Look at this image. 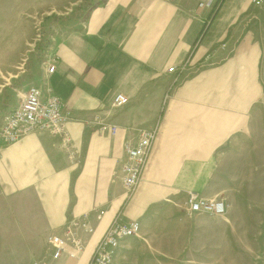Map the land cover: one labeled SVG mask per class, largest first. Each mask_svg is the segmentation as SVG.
<instances>
[{"label":"crops","instance_id":"obj_1","mask_svg":"<svg viewBox=\"0 0 264 264\" xmlns=\"http://www.w3.org/2000/svg\"><path fill=\"white\" fill-rule=\"evenodd\" d=\"M81 1L0 0V36H10L0 40V59L18 60L31 51L35 11L49 15L50 8L69 10ZM46 19L49 45L32 70L33 81L26 83V73L17 82L5 74L17 61L0 68V116L32 83L49 85L73 115L70 142L34 130L1 146L0 264L48 256V237L84 213L96 229L83 252L53 264H88L117 217L141 224L139 235L121 242L118 264H192L189 252L214 243L212 230L198 224L213 215L188 214V192L223 196L227 204L234 198L243 153L234 138L248 135L257 171L251 121L264 96V4L100 0L80 16ZM52 58L56 68L49 73ZM170 66L179 72H169ZM13 91L17 98L5 102ZM117 93L129 101L114 107ZM97 115L117 124L118 133L101 131ZM156 125L149 162L129 198L122 181L125 143Z\"/></svg>","mask_w":264,"mask_h":264},{"label":"rangeland","instance_id":"obj_2","mask_svg":"<svg viewBox=\"0 0 264 264\" xmlns=\"http://www.w3.org/2000/svg\"><path fill=\"white\" fill-rule=\"evenodd\" d=\"M83 1L84 0H82L78 5H76V7H73V9H69V10L56 9L53 11L52 10L53 8H50L48 10V12H51L49 15L48 14L46 15L47 12H45V15H44V14H39V12L35 11L36 14H35V24H34V36H32L33 40H31L30 44L27 46L28 49L31 51L27 52L21 59H18V60L17 59H6V58L0 59V68L2 69H5L7 66H10L13 62L17 61L16 66H14L12 69L11 67H9L6 70L7 72H5V74L7 75L8 73H10L12 76L17 77V78H13V82H17V79L20 76L25 75V73L29 76L26 83L33 81L34 75L32 74V70L36 71L37 69L36 67L40 63V59L42 58V55H43L42 47L43 45L46 44V42L49 45V36H48L49 28H48V21H47L48 19H46V17L49 16L51 18H58V17H72V15H74L75 17L80 16L82 13L87 12V10L89 9L88 6H92L95 3H98L100 0H87L84 3ZM82 5L83 7H80ZM56 11H59V14H57ZM62 11L63 13H61ZM14 37L15 36H12L11 38H14ZM7 39H10V36H0V40H7ZM3 44H4L3 46L5 49L6 44L5 43ZM6 49H10V48L7 47ZM194 50H191L189 56H191ZM51 60L55 61L54 58H52ZM179 70L180 68L177 69L176 67L175 71H169V68H168L169 72L176 73V72H179ZM2 77L4 76L2 75ZM261 78L263 80V85H264V56L261 62ZM31 85H36V84L32 83ZM16 92L18 91H13V94L6 96L5 102L13 103L14 99L17 98ZM9 105L10 104H8V106ZM113 105H114V102H113ZM96 117L100 118L98 115ZM100 121H105V120L101 119ZM105 122L113 123L111 121H105ZM251 126H252L251 130L255 132L257 131V136H258L256 139L258 146H259L258 147L257 171L254 172V164H253L252 158L249 153L250 151L248 150V146L250 142L248 135L246 134L247 138L245 136H242L236 139L234 138L231 141V143L238 142L240 140V143L238 145L243 147L241 148L243 151L241 155V163L239 167L237 168L238 170L237 173L241 177L240 182L235 187L236 192H235L234 198H231V199L228 198L229 201L227 200L229 202L228 203L229 207L227 204L228 209L224 213V218L220 217V215H213L212 219L211 218L209 219V217L199 218V221H198L199 225L203 227H208L209 229L212 230V237L211 235L210 237L214 243L210 245L209 249H202V250H196L194 252H189V256L192 257V262H193L192 264H264V96L261 102H259L255 108V111L252 116ZM143 129H146V128H143ZM158 132H159V126H158ZM124 159H125V156H124ZM122 181H123V175H122ZM134 193L132 194L130 193L129 195V192L127 191V195L129 196V198L132 197ZM191 193H195L199 197L206 198L204 196H201L199 192L195 190H190L187 195L186 206H185V210L187 211L188 214L189 212L187 209H188V203H189V194ZM218 198L223 199L226 202V200L224 199L225 197L223 198V196L216 197V198H206V199H218ZM192 213L193 214L191 215L202 214V216L204 214H208L204 212H194V211ZM86 215L89 217V220L93 223V221L90 218V214L84 213L82 216L76 219L74 218V219L69 220L67 224L64 226V228L68 226L69 224H71L72 222L79 221L87 217ZM99 215H98V218H99ZM208 215L211 216V214H208ZM116 219L122 220L119 217H117ZM63 229H61L59 232H61ZM59 232H54V233H59ZM49 237H48V254L49 255L45 256L46 254H44L43 256L42 254V258L34 259L29 264H35L36 262H40L42 260H51L50 248H49ZM70 259H74V258H70ZM53 261L54 260H51L50 264H53ZM146 262H148V260H146Z\"/></svg>","mask_w":264,"mask_h":264},{"label":"built area","instance_id":"obj_3","mask_svg":"<svg viewBox=\"0 0 264 264\" xmlns=\"http://www.w3.org/2000/svg\"><path fill=\"white\" fill-rule=\"evenodd\" d=\"M252 2L255 5L264 4V0H252ZM55 68L56 64L54 60H51L48 64V72H54ZM175 69V66L169 67V71H175ZM19 98L14 108L0 116V148L5 144L18 141L34 130H47L60 137L65 145L70 142L67 124L73 119V115L63 107L60 97L49 85H31ZM128 101L129 98L126 95L118 93L114 97V106L120 107ZM99 129L116 134L119 126L100 121ZM157 135L158 126H154L140 130L134 142L125 143V159L122 166L123 183L129 195L136 191L140 183ZM187 210L189 214H193L194 211L221 216L227 210V203L220 198L206 199L191 193ZM87 217L72 222L59 233L50 235L51 260H58L62 257L76 258L81 254L96 229ZM140 230L141 224L138 220L116 219L98 242L88 264H118L117 250L121 242L139 235ZM51 260H42L35 264H50Z\"/></svg>","mask_w":264,"mask_h":264},{"label":"trees","instance_id":"obj_4","mask_svg":"<svg viewBox=\"0 0 264 264\" xmlns=\"http://www.w3.org/2000/svg\"><path fill=\"white\" fill-rule=\"evenodd\" d=\"M86 1H87V0H84L83 3L86 2ZM87 6H88V4H87ZM220 6H221V4L216 5V7H215L214 10H213V13H212L211 19H212V18L214 17V15L219 11ZM80 7H83V5L80 6ZM88 7L90 8L91 6H88ZM206 27H207V25L205 26V28H203V30H202L200 36L197 38L195 44L193 45L192 50H194V49L196 48V45H197L198 41L203 37L202 35L204 34V32H205V30H206ZM47 46H48V43L46 42V44L43 45V47H42V52H43V53H44V51L47 49Z\"/></svg>","mask_w":264,"mask_h":264}]
</instances>
